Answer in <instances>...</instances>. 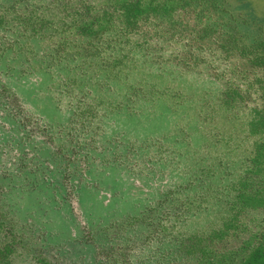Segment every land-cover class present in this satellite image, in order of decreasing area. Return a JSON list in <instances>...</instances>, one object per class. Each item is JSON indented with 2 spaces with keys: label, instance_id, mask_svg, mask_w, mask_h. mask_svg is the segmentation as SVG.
Returning a JSON list of instances; mask_svg holds the SVG:
<instances>
[{
  "label": "rangeland",
  "instance_id": "rangeland-1",
  "mask_svg": "<svg viewBox=\"0 0 264 264\" xmlns=\"http://www.w3.org/2000/svg\"><path fill=\"white\" fill-rule=\"evenodd\" d=\"M89 1L99 7L105 0ZM42 2L0 0V10L29 12ZM245 2L251 12L264 14V0ZM203 23V20H193L185 13L171 25H157L156 34L150 39L152 46L142 49L136 57L139 65L144 66L149 74L142 72V76H139L133 71L126 79L138 85L140 78L145 79L141 81L142 89L151 86L166 93L155 103H136L131 113L127 108L126 111L122 109L106 115L99 111L103 119L99 117V121L95 119V122L100 125L88 127L96 129L93 136L83 135L81 129L74 130L75 127L68 123L72 104L66 96L56 103L58 94L41 81L37 70L27 71L25 64L22 66L21 62L15 60L10 66L5 62L0 63V79L16 92L22 112L34 116L26 124H21L20 128L13 123V118H21L18 113L12 115L10 120L0 116L1 172V156L4 162L7 159L10 171H14L18 164L19 153L26 152L24 155L30 163L32 152L27 151L30 140L40 145L46 139L47 150L52 153L60 141L69 146V141L62 138L66 139L72 134V154L65 160L70 162L67 166L62 163V173H45L49 185L22 196L17 192L5 204L7 220L15 222L14 230L27 244V249L22 248L24 253L16 257L13 264H34L32 256L38 253L55 264H106L119 255L113 252V256H106V251L102 252L105 246H114L113 249L118 252L130 251L128 256L133 264H150L147 255L151 246L143 241L145 236L142 237L147 230L134 226L124 231L120 224H116L124 218V214L152 206L160 196L157 192L169 186L178 187L175 193L180 198L179 202L192 200L195 196L203 199L205 192L214 190L212 185L222 188V180L218 181V177L222 175L226 178L229 173L228 178H232V173L239 172L237 160L244 151H234L229 146L228 141L234 140L236 128L233 126L230 129V122L224 119L226 111L217 107V102L229 85L242 89L249 86V96L237 108L245 106V102H249V107L260 104L264 73L261 67L250 65L247 58L237 54L226 55L218 50L216 43H213L214 32L209 37H199V34H204ZM152 31L155 32L154 29ZM33 44L41 45L37 41H33ZM10 57L11 53H8L7 58ZM5 66L13 67V71L7 74ZM61 76L65 77V74L61 73ZM118 83L120 86L117 88L112 85V91L108 90L109 86H103V105L118 99L115 97H119L123 81ZM84 89L88 91L89 87ZM96 95L90 91L87 96L79 94V98L94 101L101 107ZM10 104L5 102L4 106ZM206 117L211 119L204 124ZM29 132L30 140L26 137ZM48 133L58 138L49 141ZM2 151L6 152V156ZM42 154L39 153V158L45 164L49 163V154L45 151ZM72 157L79 159L72 163ZM220 160L225 167L218 169L215 165ZM89 165L90 169L86 171ZM211 176L216 177L215 183L208 179ZM204 178L206 182L203 183ZM71 186L73 192L69 193L67 190ZM217 193L223 196V192L220 194L217 190ZM207 194L209 199L205 197L207 202L203 203L207 207L189 220L186 231H200L206 235L212 226L222 225L227 218L230 211L225 207V200L210 199V194ZM51 195L56 196L55 203L49 200ZM58 196H61L60 200ZM176 209L171 208L170 213ZM238 221L241 227L236 232L231 230L229 235L214 239L216 248H231L252 232L264 229V208L242 212ZM147 235L152 238V234ZM125 244L127 246L123 248ZM189 259L185 264H195L194 258ZM155 261H151V264H156Z\"/></svg>",
  "mask_w": 264,
  "mask_h": 264
},
{
  "label": "flooded vegetation",
  "instance_id": "flooded-vegetation-1",
  "mask_svg": "<svg viewBox=\"0 0 264 264\" xmlns=\"http://www.w3.org/2000/svg\"><path fill=\"white\" fill-rule=\"evenodd\" d=\"M71 1L75 3L79 0ZM81 1L86 5L92 6V11L94 12H101L103 9L112 6V0H105L99 7L89 0ZM242 1L246 3L245 0ZM203 6L202 4H198L197 0H194L186 7H178L173 12V17L170 20L164 19L160 21L159 17L152 19L151 23L147 26H143L137 32L130 34L132 40L137 41L136 43H131L124 39L122 42L116 43L112 48L106 47L105 56L109 57L111 51L113 52L111 57L117 55L121 57L127 54L128 63H132L133 66L135 64L131 70L128 67L125 68L129 70L127 76H130L133 71L139 73V76H142V72L149 74V71L145 70L144 66L139 65L138 59H136L137 54L142 49H150L152 46L150 39L156 34L157 25L163 23L171 25L178 17H182L186 13L192 16L193 20L204 21L202 25L204 34H199V37L206 38L211 35V32H214L215 35H212L214 39L213 43H216L218 50L224 51L226 55L237 54L239 57L247 58L246 60H248L250 65L261 67L264 73V46L253 44L255 42L254 36L258 33L264 38V14H256L250 11L261 22H248L243 25L240 20L236 21L237 19H235L238 13L237 9H239L238 6H235V11H232V13H236L233 21L228 20V12H225L226 16L224 20H221L217 13L208 12V8H203ZM60 7L61 3L58 0H43L39 6L32 7L29 12L27 10L19 12L18 9L13 13L8 9L0 10V63L5 62V65L10 66L12 61L15 60L16 62H21L22 66L25 64L27 71L37 70L41 81L44 84H48L52 92L58 94L59 99H55L56 103L63 96L67 97L69 103L72 104L70 109L72 111L69 115L68 123L75 127L74 130H77V128L81 129V133L85 136L89 134L93 136L96 133L94 127H88L94 124L96 126L100 125V123L97 124L95 122V119L99 121V117H101L100 120L103 119L99 111H103L106 115L110 112L114 114L122 109L126 111L125 108H127L128 112L131 113L135 109V104L140 101L155 103L161 100L160 97L166 91L153 89L151 86L147 89L139 87L135 90L134 94L129 91L131 94L124 96L122 93H125L126 86L123 82L121 85L122 89L119 91V97H115L118 99H114L107 102L106 105H103L104 101L101 97L102 91L105 89L103 86H109L110 89L108 90L111 91L112 85L115 88L119 87L115 84L117 82L115 79H108L106 75L107 70L102 69L105 64L104 60L111 59V57L102 58L100 56L92 57L93 59H85L81 56L86 49L77 46V44L86 42L87 37H75L72 30L62 34L61 29L65 27V24L59 20V16L64 15L66 10L59 11ZM246 8L249 10L248 6ZM68 10H71V8H68ZM45 12L49 15V18H53V23H48V27L46 28L44 23L41 22ZM68 18L65 17V19ZM255 27L260 29L257 30ZM153 29L155 32L152 31ZM144 39L146 40L144 41ZM33 41L40 42L41 45L33 44ZM61 44H64L65 49L60 47ZM8 53H11L10 58H7ZM144 56V60H146L147 53ZM12 68L5 66V70L8 69L6 73L10 74L13 71ZM61 73L65 74V77H62ZM73 76L77 81L75 83ZM139 81L144 82L146 80L140 78ZM125 82L133 83L130 80H125ZM61 86H63V89H61ZM86 86L89 87L88 91L84 89ZM248 87L246 86V89H242V87L233 88L228 85L224 90V95L222 94L219 97V102H217V107L226 111L224 119L230 122V129L233 126L236 128L234 140L228 141L230 142L229 146L233 147L234 151L237 149H243L244 151L241 158L237 160L238 167L240 168L239 172L233 171L234 174H231L233 175L232 178H228L229 173L226 178L219 174L218 181L222 180L220 181V184H222V188L220 189L216 185H212L213 182L215 183L217 181L216 177H208L212 182L210 184L214 190L205 192L203 199L195 196L192 200L188 199L179 202L178 199L180 198L175 193L178 190L177 186H169L167 189H161L157 192L160 196L155 204L145 206L137 212H127L124 214V218L116 223L120 224L124 231L134 226H139L143 231L144 229L147 230L142 237L145 236L143 241L151 246V250L147 255V260H150V264L154 260H156V264H185L186 261L190 260L189 258H194L195 264H264V229L252 232L231 248L218 249L213 245L214 239H221L229 235L231 230L232 232H236L241 227L238 216L242 212L264 208V129L259 132L257 131V127H253L255 126L254 122L257 120L254 116L264 111V86L260 104L249 107V102H245V106L239 109L237 105L244 101L246 96H249ZM90 91L92 94L97 93L96 100H99L98 103L101 104V107L94 101H88L85 98L81 100L79 98V94L87 96V93ZM99 92L101 93L100 95ZM119 98H121L120 101ZM5 102H10V106L5 107ZM21 107V101L16 92L11 90L0 79L1 118L10 120L12 115L16 116L18 113L21 117L17 119L19 122L13 118V123L20 128L21 124H26V122L34 117L32 113L22 112ZM14 109L15 112L13 111ZM238 109L242 113L240 112L239 114ZM209 119L211 118L204 119V124ZM59 131L61 132L62 129L60 128ZM27 134L26 137L30 140L31 133L29 132V135ZM48 134L49 136L47 138L49 141L58 138L53 133ZM62 140H68L70 145L67 146L68 144L66 145L60 141V144L57 143L58 145L54 146L52 153L47 150L48 147L46 145L48 144H45L47 142L46 139L40 145H36L30 140L28 142L29 147L27 146V151L32 152L30 163L27 162L28 159L24 155L26 152L19 153L17 157L19 162L14 171L9 170L10 164L7 166V159L4 162L1 156L0 243L5 242L10 244V248L13 250V253L8 255L6 264H13L16 257L24 253L22 248L27 249V244L24 243V239H21L16 229L14 230L15 222L12 219L7 220V211L4 209L5 204L10 202V198L17 192L21 193L22 196L24 193L32 192L49 185L50 182L45 180V173L47 174L49 171H56L59 174L62 173V169L60 168L62 163L63 166H67L70 162L65 160L68 159L66 157L72 154V134L66 139L62 138ZM90 144V147H92V142ZM42 151H45L50 156L49 163L47 164L39 158V153L42 154ZM66 151H70V153ZM2 152L6 156V152ZM259 154L261 156L256 158ZM86 158L85 163L87 164ZM78 159L72 157V163L77 162ZM215 166L218 169L225 167L221 160ZM89 169L90 165L85 170L89 171ZM38 172H40L39 175ZM205 178L203 183L206 182ZM208 179L207 183L209 182ZM198 181L200 182L199 179ZM217 190L220 194L223 192V196L220 197ZM67 191L72 193V186ZM207 193L210 194V199L223 198L225 200V207H228L227 211H230L227 218L224 219L222 225L218 227L212 226L206 235L200 231H186L185 226L189 220L191 221V218L195 217L203 207H207V205L203 206L204 201L207 202L205 197L209 199ZM57 199L60 200L61 196H58ZM49 200L55 203L56 196L51 195ZM175 207H177V211L170 213V209ZM148 232L152 234V238L147 235L149 234ZM135 236L138 235L136 234ZM135 238L139 239V237ZM152 241H154L153 244H150ZM126 246V244L123 245V248H126ZM113 247L105 246L102 249V252L106 251L104 253L106 256H113V252L119 255L114 257L112 262H107L106 264H133L128 256L130 251L118 252ZM32 257L34 264H55L47 257L41 256L40 253ZM109 259L108 257L107 261Z\"/></svg>",
  "mask_w": 264,
  "mask_h": 264
},
{
  "label": "trees",
  "instance_id": "trees-1",
  "mask_svg": "<svg viewBox=\"0 0 264 264\" xmlns=\"http://www.w3.org/2000/svg\"><path fill=\"white\" fill-rule=\"evenodd\" d=\"M58 1L61 3L59 11L66 10L64 15L59 16V20L65 24V27L61 29L62 34L72 30L75 37H87L86 42L77 44V46L86 49L81 56L85 59H93L92 57H111L113 55L112 51L109 57L105 56L106 47L112 48L116 43H120L124 39L125 41L136 43L137 41L132 40L130 34L137 32L143 26H147L152 19L159 17L160 21L164 19L170 20L173 17V12L178 7H186L194 0H112V6L103 9L101 12L92 11V6L86 5L81 0L75 3L71 0ZM197 2L204 5L203 8H208V12L217 13L221 20H224L225 12H228V20L233 21L236 13H232V11H235V6H238L236 21L240 20L243 25L248 22H261L257 19L258 17L256 18L251 14V10L246 8L248 6L247 3L242 0H197ZM68 8H71V10H68ZM65 17L69 18L65 19ZM41 22L44 23L46 28L48 23H53V18H49V15L45 12ZM256 29L259 30L260 28ZM254 41L256 42L253 43L254 45L264 46V38L259 33L254 36ZM60 47L65 49L64 44H61ZM127 60V54L121 57L117 55L111 57V59H105L104 67H102L103 70H107L108 79L117 81L115 82L116 85L120 86L119 81L124 82L126 86L125 93H122L124 96L131 94L129 91L134 94L135 90L139 87L142 88L141 82L139 85L135 82H125L129 70L135 66V64L133 66L132 63H128ZM126 67L129 70H126ZM73 81L74 83L77 82L74 76ZM254 118L257 120L254 122L255 126L253 127H257V131L260 132L264 129V111L257 113ZM260 156L261 154L257 155L256 158ZM12 251L10 244L0 243V264L7 263L8 255L13 253Z\"/></svg>",
  "mask_w": 264,
  "mask_h": 264
}]
</instances>
